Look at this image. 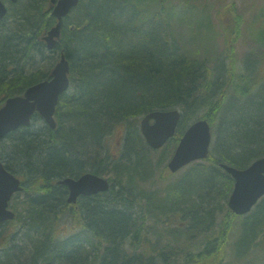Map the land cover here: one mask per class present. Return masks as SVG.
<instances>
[{
	"label": "trees",
	"instance_id": "1",
	"mask_svg": "<svg viewBox=\"0 0 264 264\" xmlns=\"http://www.w3.org/2000/svg\"><path fill=\"white\" fill-rule=\"evenodd\" d=\"M197 1L82 0L53 50L44 40L57 24L50 0L10 6L0 21V107L50 79L62 55L71 65V88L60 98L55 130L36 128V115L30 128L6 138L10 147L1 158L8 171L25 176L28 195L15 219L0 226V264H161L159 255L162 264H241L219 251L231 233L229 220L241 218L226 205L234 181L221 165L246 169L264 157V80L257 81L258 63L248 58L242 71L226 58L211 66L184 51L185 37L178 35L184 26L189 44L207 40L193 30L205 27L203 21L183 12ZM232 19L238 34L243 20ZM258 31L264 42V28ZM172 109L181 111L175 137L153 158L139 120ZM198 120L214 136L208 159L186 167L167 188L157 187L173 176L167 164ZM122 126L123 150L110 158L107 138ZM108 165L110 190L70 207L67 188L57 182L102 175ZM247 216L235 257L263 230L264 198ZM61 217L72 221L71 231L59 232ZM147 230L160 254L142 250Z\"/></svg>",
	"mask_w": 264,
	"mask_h": 264
},
{
	"label": "water",
	"instance_id": "2",
	"mask_svg": "<svg viewBox=\"0 0 264 264\" xmlns=\"http://www.w3.org/2000/svg\"><path fill=\"white\" fill-rule=\"evenodd\" d=\"M13 3L17 0H11ZM81 0H51L50 9L57 20L45 41L53 50L58 43L64 19L79 5ZM8 13L6 5L0 0V20ZM69 60L62 55L52 70V78L28 87L22 95L10 97L0 108V141L11 132L31 126L32 118L42 117L45 123L56 129V108L60 97L70 87ZM181 120L179 110L155 111L146 115L141 122V131L147 144L153 149L162 148L172 137ZM212 132L206 120H198L184 133L175 153L168 163L171 173H177L189 164L209 157ZM222 168L234 180V188L228 206L235 215H245L264 197V158L256 160L246 169L223 164ZM68 188V202L76 203L80 196H92L110 190V182L93 173H86L78 179L65 178L57 182ZM23 190L18 177L7 171L0 159V225L15 218L9 209V202L15 193Z\"/></svg>",
	"mask_w": 264,
	"mask_h": 264
},
{
	"label": "rangeland",
	"instance_id": "3",
	"mask_svg": "<svg viewBox=\"0 0 264 264\" xmlns=\"http://www.w3.org/2000/svg\"><path fill=\"white\" fill-rule=\"evenodd\" d=\"M185 1L186 0H177L180 4L185 3ZM196 4V8L192 12L188 9L186 10L185 7L183 12H186V14L192 13L194 22H196L197 19L203 21L205 27L202 26L198 27V29L194 28L193 30L197 35L198 33L205 34L207 40L202 43L198 38L194 44H189L191 40L187 37L189 36L190 29L184 26L181 28V33H178L179 36L185 37V39L182 40L184 51L186 53H191L193 51L190 56L205 60L207 63L209 62L211 66L214 65L216 61L226 58L229 62H234L236 64V69H242V71L244 70V62L248 58L258 63L254 73L257 81L264 80V42L256 35L257 30H259V34L262 33V28H264V0H199ZM233 14L237 15V18L243 20L240 26V33L238 32V34L233 32L235 28L232 19ZM200 40L203 39L200 38ZM39 67L40 66H38V68ZM43 125H45V122L42 119L35 123L36 128H41ZM124 135L125 131L122 126L108 136L105 144V154L107 153L110 158H117L120 156L123 150ZM9 145L10 142L7 139L0 143V152L2 156L6 146ZM162 151L163 148L156 151L157 153H151L150 156L157 158ZM99 162L100 160H98L97 163ZM108 169L109 165L102 175L108 177L112 181L113 176L108 174ZM184 171L185 168L172 177L167 176L163 183H158L157 187L163 186L167 188L178 180V177H180ZM22 175L21 172H17V176L25 183V176ZM147 187L151 186L149 185ZM26 195H28L26 192L16 195L11 203V208L15 210L16 207H20V203L26 199ZM226 205H228V202H226ZM248 217L249 216L246 215L240 219L236 218L234 220H229L231 223V233L229 237L225 239V242L222 243L219 251H221L222 255L228 257L226 260H230L234 257L235 260L241 261V264H264V238L262 239V236L264 237V227L257 236L256 234L254 235L249 244L245 245L244 248L246 252L240 257H235L236 253L239 251L238 243L242 241H239V239L240 237L243 238L245 234L243 225L247 224ZM222 220L223 217L218 215L215 225H219ZM59 227V232L66 233L69 230L71 231L74 225L70 219L61 217ZM155 238V233L147 230L141 247L148 255H153L155 252L158 254L163 252V249H154V244L156 243ZM189 243V241H185L183 246L187 247ZM161 261L159 255L158 262L162 264L163 262Z\"/></svg>",
	"mask_w": 264,
	"mask_h": 264
},
{
	"label": "flooded vegetation",
	"instance_id": "4",
	"mask_svg": "<svg viewBox=\"0 0 264 264\" xmlns=\"http://www.w3.org/2000/svg\"><path fill=\"white\" fill-rule=\"evenodd\" d=\"M78 178V177H77ZM68 195H69V191H68V194H67V200H68ZM94 196H98V194L97 195H94ZM94 196H81V197H79V199H78V201L76 202V203H74V204H69V206L70 207H73V206H78V203L82 200V198H91V197H94ZM68 202V201H67Z\"/></svg>",
	"mask_w": 264,
	"mask_h": 264
}]
</instances>
